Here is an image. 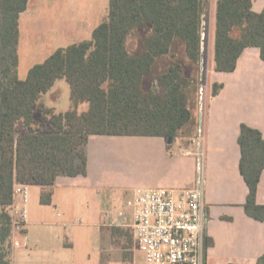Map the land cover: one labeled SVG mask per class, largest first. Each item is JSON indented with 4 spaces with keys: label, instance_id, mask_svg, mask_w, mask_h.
Masks as SVG:
<instances>
[{
    "label": "trees",
    "instance_id": "16d2710c",
    "mask_svg": "<svg viewBox=\"0 0 264 264\" xmlns=\"http://www.w3.org/2000/svg\"><path fill=\"white\" fill-rule=\"evenodd\" d=\"M28 2L0 0V264L12 262L15 182L40 185L41 203L50 204L59 176L86 173L85 147L92 135L174 141L200 134L195 110L205 75V0H109L107 17L90 39L57 48L21 78L20 16ZM252 3L217 1L216 71H234L249 47L258 48L264 60V9L256 12ZM132 37L136 46L130 50ZM61 78L70 87L71 108L65 112L42 100ZM222 88L223 83H213L210 95ZM81 104L86 110H79ZM238 142L248 186L245 210L264 221V204L257 202L264 135L242 123ZM256 264H264V253Z\"/></svg>",
    "mask_w": 264,
    "mask_h": 264
},
{
    "label": "crops",
    "instance_id": "0c3cea01",
    "mask_svg": "<svg viewBox=\"0 0 264 264\" xmlns=\"http://www.w3.org/2000/svg\"><path fill=\"white\" fill-rule=\"evenodd\" d=\"M55 1L61 4L57 15L59 24L54 27H36L55 29L49 34L50 38L47 37L48 46L53 44L50 48L54 49L52 52L59 47L90 39L93 30L108 14L109 0ZM205 1L206 12L211 17L214 43L218 0ZM30 2L31 0L20 16L19 46L25 42L22 24L24 17L30 13L29 20L38 18V13L41 14L43 5L38 10L35 6L32 8ZM45 7L49 8L47 5ZM252 9L261 12L264 9V0H253ZM39 19L46 25L45 20ZM41 33L40 48L44 50L48 47L44 41L46 33ZM243 61L250 66H264V60L260 58L259 49L256 47L243 51L236 69L232 72L214 69L213 49L209 64L216 74L227 73L235 76ZM260 81L264 82V78ZM215 82L223 83V88L217 95L212 96L211 87ZM228 86L227 80H214L210 84L208 103L203 117L201 116L198 136L190 139L177 138L168 143V139L161 136L92 135L85 147L86 173L59 176L52 187L50 204L41 203L42 187L30 184L29 214L22 235L17 239L20 244L13 247L12 264H134L141 261L134 237L131 242L132 238L127 235V215L124 219L120 217L123 212L120 199L128 194L119 186L102 184L96 177V172H93V165L96 167L98 163L97 159L101 163L102 159H114L118 155L122 157L130 147L131 151L146 147L148 166L158 169L152 172L155 174L152 186L125 187L127 190L135 187L193 188L203 180L208 212L204 264H256L264 253V221L255 219L245 210L248 186L240 170L241 149L238 137L242 123L260 129L264 135V90L258 102H254L256 108L253 111L252 106H246L245 112L239 108L240 112L234 104V99L240 97V92L224 96ZM44 96L42 100L46 106L57 112L68 110L58 111L56 107L45 102ZM86 108L87 104L79 106L80 111ZM90 159L94 161L89 169ZM202 160L204 178L197 171L198 162ZM33 188L39 192V203L32 208ZM19 199V196L14 195V200ZM257 202L264 204V171L258 185ZM33 228H37L40 234L34 238L35 248L30 244Z\"/></svg>",
    "mask_w": 264,
    "mask_h": 264
},
{
    "label": "rangeland",
    "instance_id": "374dc122",
    "mask_svg": "<svg viewBox=\"0 0 264 264\" xmlns=\"http://www.w3.org/2000/svg\"><path fill=\"white\" fill-rule=\"evenodd\" d=\"M40 1V0H39ZM38 0H31L30 5L32 8L37 7L38 10L41 7V14L38 13V18L33 17L28 20L30 13L24 17L23 24V35L25 37L24 44L19 46V76L21 78H25L27 76L28 70L30 67L38 62H41L44 58H46L54 49H50L53 44L48 46V39L52 34L51 31L55 29H45L48 25L49 26H56L59 24V18L57 15L60 11V3L53 0L47 1L44 0L43 2ZM36 4V5H35ZM39 4V5H38ZM49 6L47 7L45 6ZM52 7V8H51ZM32 13V12H31ZM35 13H33V16ZM42 16V17H41ZM205 31L203 36L205 38V43L203 44V53L201 60V69H205V75L203 77V83L200 87V95H199V105L198 108L195 110L196 119L199 121V131L201 126V116L203 117L205 107H207L208 98H209V86L214 80L218 81H228L227 90L224 92V96H230L233 92H240V97L234 99V104L237 107L236 110L241 112L246 109V106H252L253 108L256 106L254 102H258L257 100L261 97V94L264 90V82L260 81L261 78H264V66L252 64L251 66L245 63L244 61L241 62L240 70L237 75H229L227 73L224 74H216L211 70V66L209 64L210 57L212 55L213 43H212V36H213V29H211V17L209 12L205 13ZM46 21V25H43L40 19ZM28 24L30 27H28ZM45 27L44 29H36V27ZM49 28V27H48ZM45 32L44 35L45 42L47 43V48L42 50L41 47V36L42 33ZM50 34V35H49ZM136 46V38L132 37L128 40V47L130 50H133ZM246 77V78H245ZM203 98V100L201 99ZM45 102L53 107H56L58 111H65L70 107V89L69 85L66 80L61 79L58 80L52 90L48 93L47 96H44ZM202 100V103H201ZM86 106V105H84ZM241 110H240V109ZM256 108V107H255ZM39 116V115H38ZM39 118V117H38ZM39 123H41L39 121ZM42 126V125H41ZM22 123H18V129H21ZM194 128H197L196 125H193ZM43 130H47V124H45ZM197 134L196 136H198ZM195 137V136H194ZM191 137L185 138L190 139ZM168 141V140H167ZM131 148L128 149L121 157L118 155L117 158L114 159H102L100 163V159H97L96 167L93 165V172H96V177L99 178V182L102 184H110L119 186V188L124 189L125 193L129 194L130 190L125 189V187L131 186H139V185H153L155 174L153 175V170L158 168H152L148 166L146 161V147L145 148H135L131 151ZM138 156V157H137ZM137 157V159H136ZM203 159V158H202ZM94 159H90L89 169L92 167ZM200 165V166H199ZM198 175L204 178V168H203V160L200 163L198 162ZM124 198V196H123ZM39 203V192L37 189H32V202L31 207H36ZM21 232L16 233L17 239L21 237ZM39 232L37 228H33L31 230V240L30 244L34 247L35 240L34 238L37 237ZM127 235L132 238L133 242V233L131 228L129 227L127 231ZM20 236V237H19ZM19 240V239H18ZM12 245V257L14 252V244L10 239ZM35 248V247H34ZM95 249V247H94ZM139 255L141 256V260L143 259V253L139 251ZM12 260V259H11ZM12 264V262H11ZM35 264V263H34Z\"/></svg>",
    "mask_w": 264,
    "mask_h": 264
},
{
    "label": "built area",
    "instance_id": "2783aa9c",
    "mask_svg": "<svg viewBox=\"0 0 264 264\" xmlns=\"http://www.w3.org/2000/svg\"><path fill=\"white\" fill-rule=\"evenodd\" d=\"M11 240L23 231L29 214L30 184L15 182ZM122 219L131 228L143 259L134 264H204L208 212L204 182L193 188L135 187L121 197Z\"/></svg>",
    "mask_w": 264,
    "mask_h": 264
},
{
    "label": "water",
    "instance_id": "95a60500",
    "mask_svg": "<svg viewBox=\"0 0 264 264\" xmlns=\"http://www.w3.org/2000/svg\"><path fill=\"white\" fill-rule=\"evenodd\" d=\"M202 49H203V46H202ZM202 60H203V57H202ZM203 100V98H201ZM202 100H201V103H202ZM173 142V139L172 138H169L168 139V143H172Z\"/></svg>",
    "mask_w": 264,
    "mask_h": 264
}]
</instances>
